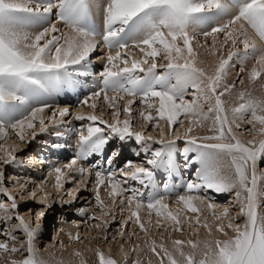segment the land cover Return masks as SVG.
Returning a JSON list of instances; mask_svg holds the SVG:
<instances>
[{"label":"snow or ice","instance_id":"obj_1","mask_svg":"<svg viewBox=\"0 0 264 264\" xmlns=\"http://www.w3.org/2000/svg\"><path fill=\"white\" fill-rule=\"evenodd\" d=\"M99 8L101 23L97 24L90 0H0V139L6 140L11 131L21 143H31L38 132L48 131L49 124L63 123L69 108L54 109L46 124L38 114L51 105H31L42 96L76 88L80 77L92 75L94 60L99 61L97 90L81 101L93 111L74 117L88 122L75 130L78 150L68 163L52 169L57 189L72 182L69 172L82 178L75 191L67 193L71 199L63 203L71 204L81 186L87 189V177L94 174L95 200L102 215L93 213L89 217L99 221L91 227L107 232L110 222L105 216L117 218L111 210L105 211L101 186H106L113 204L120 198V214L127 213L113 240L124 236L130 222L145 237L151 234L153 225L170 235L182 233L193 222L194 235L201 226L207 230L206 239L174 238L171 247L163 242V235L160 242L146 239L147 250L158 264H264V213L260 211L264 175H258L259 163L264 160V84L257 95L255 90L236 91V82L226 83L233 61L244 73L249 59L256 58L259 68L253 66L248 74L253 84L264 75V0H102ZM57 24L68 31H61ZM98 49L104 54L94 57ZM199 49L210 57L218 56L214 67L210 69L209 62L200 59ZM237 82L243 85L244 79L238 77ZM234 92L235 102L229 106L226 97ZM100 97L112 110L111 122L95 114L98 105L94 100ZM137 101L140 107L133 108ZM134 113H138L139 129ZM147 124L153 126L157 136L146 134ZM245 124L250 125V135L255 132L246 141L236 132ZM179 128L184 131L179 132ZM198 129H206L207 134H197ZM180 140L184 141L182 151L177 147ZM128 142L139 146L133 155L143 154L141 162L126 159L118 169H104L98 163L84 167L80 163L103 155L112 143L119 148ZM17 150L15 145L9 149L0 144V165L22 164ZM178 151L183 167L193 173L184 185V194L175 200L183 207L171 210L165 196L158 192L155 177L157 170L174 174L179 167ZM106 163L111 165V156ZM130 181L140 187H126ZM163 188L165 192L172 190L167 183ZM0 193L8 200H0V220L7 224L15 218L18 223L11 228L26 237L17 246L13 231L0 229V236L6 237L0 240V253L23 256L10 259V264H50L35 246L39 223L32 227L20 214L17 197L5 184L3 167ZM212 194H231L238 212L215 203ZM30 195L35 199L37 194L33 191ZM46 197L45 193L40 202L48 208L51 204ZM201 205L210 210L212 222L207 217L202 219ZM144 210L146 221L141 215ZM79 211L83 214L86 210ZM153 213L157 217L154 221ZM45 214L40 211L37 221ZM239 217H244L243 226L233 223ZM213 225L223 239L214 236ZM229 230L234 235L230 236ZM70 237L82 241L80 233ZM101 239L107 241L109 237L103 235ZM138 249L139 245L131 251ZM121 251L123 264H129L123 245ZM95 253L99 264H121L101 249ZM74 255L80 257L79 264H87L82 252L77 250ZM130 264H141V260L137 257Z\"/></svg>","mask_w":264,"mask_h":264},{"label":"rangeland","instance_id":"obj_2","mask_svg":"<svg viewBox=\"0 0 264 264\" xmlns=\"http://www.w3.org/2000/svg\"><path fill=\"white\" fill-rule=\"evenodd\" d=\"M92 1L95 2L94 0ZM33 2L42 3L44 2V0H33ZM93 2L91 3L94 5ZM98 2H102V1L99 0ZM53 21H55V19H53ZM218 22H223V20ZM57 27L60 28L61 31H64L65 29V27H61L59 24H57ZM31 30L35 31L36 29H31ZM219 39H222V36L219 37ZM199 50L201 51L200 53L201 60H207L210 65L209 67L210 69L212 68L211 64H214L215 66L218 56L210 57L207 55L204 49H199ZM100 51L101 50L98 49V51L94 53V57L102 56V54H104L102 51L101 52ZM139 55L140 54L137 53V56ZM224 55L225 56L227 55V50H225ZM233 64L234 66L231 67L229 70L226 83L236 82V91L247 89V85L249 83L253 85V83L250 82L248 78V74L253 66L259 68V65L256 64V58L253 57L249 59L248 63L245 65L244 73L239 72V68H240L239 63L233 61ZM100 69H101L100 62L94 60L93 67L91 69L92 75L86 76L89 77L88 78L89 83L88 85H84V86H88V88L97 87L98 79H99L98 72L100 71ZM238 77H242L244 79L243 85H240L237 82ZM93 84L96 87H94ZM256 84H260V85L264 84V75H262L261 79L256 81ZM84 90L86 91L87 89ZM91 91L93 92L94 90ZM90 95L91 94L87 95L86 93L84 95V99ZM109 95H111V93H109ZM42 97L48 98L49 96L46 95ZM49 99L51 100L50 101L46 100L45 102L44 100H42L39 101L38 103L33 102L31 106L40 107L41 106L40 102L49 103V105H51V107L45 109L43 113L38 114L45 119L46 124L48 123V118L51 117L52 111L54 109L57 108L61 109L63 107H68L70 110V114L66 117H63V121H64L63 123L49 124L47 132L39 133L38 132L39 124L37 120L36 124H37L38 134L36 138L31 141V143H27V144L21 143L20 140L11 131L9 132V136L6 140L0 139V144H3L6 148L11 149V147L14 145L17 146L18 148L15 154L18 156L19 160L22 161V164H13L11 166L0 165V167H3V170L5 172L6 186L9 187L12 194L17 197V201L20 204V208H19L20 214L25 216V219L30 223L32 227H36L37 222L39 223L40 227L36 235L35 246L37 247V249L39 250L42 256H52L58 261H63L64 259H70V256L74 255L75 251L77 250H79L84 254H87L89 252L95 251L96 249H101L102 251H104L106 255L112 256L117 260H120L118 256H121V258H123V253L121 251V245H123V251L128 253V260L130 264L131 260H134L137 257H139L141 261H145L142 260V258L144 257L143 254L146 253L145 251L147 250V245L145 244L146 239L148 241H150L151 239H156L157 242H160L161 235H163L164 237L163 242L167 244L169 247H171V242L172 239L174 238L185 239V240L203 239L204 237L203 234H205V232H203L204 229L202 226L199 228L198 235L193 234V228L196 227L194 222L191 224H187L186 222L187 226L183 229L182 233H172L171 235L169 234V232H165L163 231V229H157L153 225L150 228L151 234L148 237H145L144 233L139 230L138 226H135L130 222L129 226L125 228L124 236L123 237L117 236V238L113 240L112 236H116L117 230L120 226V221L126 218L127 213L125 212L123 215L120 214V208L123 207L119 203L120 198L117 197V203L113 204L111 198H109L108 196V189L106 188V186L100 187V196L107 205L105 211L111 210V212L114 213L117 218L116 220H113L112 215L105 216V219L109 220L110 222L107 228V232H105L103 228L99 230L92 228L91 225L94 223H98L99 221H93L89 219V217L93 213H95L98 216L102 215V212L98 208L95 200L94 174L93 176L87 177L85 181L88 184L87 189H84L83 186H81V191L79 193H76V199L71 204L63 203V201H67L71 199V197H69L67 193L69 191L74 192L75 188L77 187V182L80 181L82 178L79 176V174L75 172H69L68 175L74 178L72 182L71 183L65 182L64 188L57 189L55 187V174L51 172L52 174L50 175V171H49L50 167H48V169L45 170V173H42L43 169L42 168L39 169L41 162L39 163V161L36 159V155H38L39 152L50 153L52 149H56V150L62 149V150H66V152L71 151L73 154H75L76 151L78 150V140H79V137L75 130L80 128L81 124H86L88 122L76 120L74 118L76 114H74L73 111L76 108L78 109L82 107L83 109L82 111L80 110L81 112L79 111V113H87L90 111L92 112L93 109H91L86 105H81V102L76 104L72 102V99L69 98H67L66 100H59L57 97H53V98L49 97ZM226 99L229 102V106H231L232 103L235 102L234 100L235 92L233 93V95L227 96ZM91 102L92 101H90V103ZM94 102L98 105L97 109L95 110V114L98 116H102L104 119H107L111 122L113 120L112 110L108 107L107 102L103 100V97L95 99ZM123 103H124L123 101L120 102L121 106L123 105ZM138 107H140L139 101H137V103L133 105V108H138ZM24 114L27 115V112H25ZM134 116L136 117L135 127L139 129L140 120L138 118V113H134ZM123 118L124 115L122 114L121 119ZM187 125L188 122L185 121V127H187ZM249 127L250 125L245 124L243 128L236 130L237 135L240 136L242 140L246 141L248 139H251V135H255V132H253L251 135L248 133L247 129ZM165 130L167 131V128ZM145 131L146 134H151L153 136L158 135V132L153 129V126L151 124H147L145 126ZM178 131L182 133L184 129L179 128ZM57 133H59L60 135H57ZM197 134H207V133L205 129H198ZM59 144L61 145L60 147L54 146ZM122 146L123 147H119V148H117V145L109 146L110 150L107 147L109 150L108 157L109 156L112 157V163L111 165L105 163L104 166L106 169H108L110 166H113V164H115V167H113L112 169H118L123 165V161L126 159H132L138 163L142 161L143 154L141 155V157H135L133 155L134 151L138 150L139 146L137 144H135L134 142H128L126 145H122ZM177 147L179 150L182 151L184 147V141L183 140L177 141ZM114 148L116 149L115 153L113 152ZM127 148H129L128 149L129 153H126V155L127 154L128 155L124 156V159H122L120 157L121 156L120 154L121 152L123 153L124 151H127ZM181 151H178L177 153V161L179 167L177 168V170L174 172L173 175L169 176L164 170L156 171L155 179L158 185V192L161 195H164L165 199L166 198L168 199L169 196V199L168 200L166 199V202L169 203L171 210H176L178 205V204L176 205L175 202L172 201V198L176 200L177 195L184 194V185L188 179L192 178V173H193L192 169H185L183 167L184 161L181 155ZM0 155H3V152H0ZM71 157L72 156H69V154L68 155L66 154L63 160L60 159L57 161V163L55 164L53 163V164L54 166L64 165L69 162ZM45 160H46V164L51 162V160L49 159H45ZM80 163L84 167H89L83 161H80ZM116 164L118 165L116 166ZM258 175H264V160H262L259 163ZM167 178L168 180H170L171 183L170 188L174 187L171 188L172 190L169 192H165L163 188V185L168 181ZM170 183L167 184L170 185ZM37 185H39L40 187H37ZM125 186L140 187L138 183L131 181L129 182V185H125ZM33 191H35L37 194L35 199H33L30 195V193ZM147 191L148 189H145L146 193ZM45 193L47 194L46 197L47 202L51 204V207L48 208L45 207L44 203L40 202L41 197ZM212 195L215 203L220 205H227L231 207L233 213L238 212V208L235 207L233 204L234 197L231 194H223V195L212 194ZM0 200H4L5 202H8L7 197L4 196L2 193H0ZM181 206L183 207L182 204L178 205L179 208H181ZM80 209H85L86 211L83 214H81V212L79 211ZM40 211H44L46 214L45 216L40 217L39 220L37 221V215ZM260 211L264 213V200L261 201ZM141 215L142 218L146 221L148 218L147 211L146 210L142 211ZM187 215L194 216L195 214L188 212ZM204 217H207L209 222L213 221L210 210L207 213L202 212V219ZM156 218L157 217L153 213L152 216L153 221ZM244 222H245L244 217H239L238 219L233 220L234 224H240L241 226H243ZM16 223H18V221L15 218L8 221L7 224H5L3 220H0V229L7 227L8 230L13 231V235L17 237V246H19L18 242L24 241L26 237L24 236L22 231L13 230L11 228V225ZM67 229H70L71 236L72 235L74 236L76 233H80L82 241H76L71 239L70 236H67L66 235ZM132 233H135V235H133ZM103 235H108L109 239L107 241L102 240L101 236ZM5 238L6 237L4 236H0V240H3ZM137 245H139V249L137 250V252H132L131 251L132 248ZM24 255H27V253L25 252ZM12 258L22 259L23 256H21L20 253H17L14 256L9 257L7 253H0V261L5 262L6 260L8 259L10 260Z\"/></svg>","mask_w":264,"mask_h":264},{"label":"bare ground","instance_id":"obj_3","mask_svg":"<svg viewBox=\"0 0 264 264\" xmlns=\"http://www.w3.org/2000/svg\"><path fill=\"white\" fill-rule=\"evenodd\" d=\"M95 2H93L92 0H91V2H93L94 3V5L92 4V14H93V16H95V18L98 20V21H100L101 22V16H100V9H99V5L102 3V2H98L99 0H94ZM102 1V0H101ZM64 31H68V29H64ZM102 51V50H101ZM100 51V52H101ZM103 52V51H102ZM199 52L201 53V51L199 50ZM103 55V54H102ZM201 57V56H200ZM201 59V58H200ZM209 67H210V65H209ZM211 67H214V64H211ZM94 85V84H93ZM246 85V84H245ZM94 87H96L95 85H94ZM88 88V87H87ZM90 90L92 89V90H97V87L96 88H92V87H90L89 88ZM240 89V88H239ZM247 90H255V93L257 94V95H259V94H261V85L260 84H256V82H255V84H248L247 85ZM238 91V90H237ZM87 93H89V92H87ZM50 98H53V97H56L55 96V92H53V93H51L50 95H48ZM58 98V97H57ZM51 99H49V100H47V101H50ZM235 100V99H234ZM46 100H44V102H45ZM72 102H74V103H79V102H81V101H74V100H72ZM38 103V102H37ZM41 103V102H40ZM43 103V102H42ZM63 108H65V107H63ZM68 108V107H67ZM62 109V108H61ZM82 107L81 108H76L74 111H73V113L74 114H78L79 113V111L81 110L82 111ZM80 111V112H81ZM91 112V111H90ZM87 113H89V112H87ZM206 130V129H205ZM200 133H201V131H200ZM203 133H204V130H203ZM121 147H123V146H121ZM107 149V148H106ZM121 150V149H120ZM123 150V149H122ZM130 156V155H129ZM36 160V159H35ZM46 161V160H45ZM40 162H42V161H40ZM39 162V163H40ZM49 162V161H48ZM39 163H37V164H39ZM46 163V162H45ZM51 163V164H50ZM50 163H47V167H50V169H49V171H50V173L52 172V169H53V162L51 161ZM51 165V166H50ZM48 169V168H47ZM50 177V176H49ZM165 177V176H164ZM167 177V176H166ZM156 178V177H155ZM170 179H171V177H170ZM167 180H168V178H167ZM167 183H170V180H168L167 181ZM182 183V182H181ZM169 186H171V183H170V185ZM183 187V186H182ZM171 188H174V187H171ZM176 188V187H175ZM215 195V194H214ZM167 199V198H166ZM168 199H169V196H168ZM167 199V200H168ZM172 201H174L175 202V199H173L172 198ZM176 204V203H175ZM177 205V204H176ZM175 206V205H174ZM182 207V206H181ZM174 208V207H173ZM177 208H179L178 207V205H177ZM201 208L203 209V213H207L209 210L208 209H206V208H203L202 207V205H201ZM204 215V214H203ZM206 215V214H205ZM213 228H214V232H213V234H214V236H216V237H219V238H221V239H223L224 237L220 234V233H218V232H215V226H213ZM204 229V231L203 232H205V234H203L204 235V237H203V239H206V238H208V236H207V230L205 229V228H203ZM66 231V230H65ZM66 235L67 236H70V229H67V231H66ZM229 235L231 236V235H234V233L232 232V231H229ZM73 236V235H72ZM202 239V240H203ZM143 250H144V248H143ZM85 252V251H84ZM146 253H144L143 254V258H142V260H145V261H141V264H148V261L149 260H151V262H152V264H158V259L153 255V254H151L148 250H146L145 251ZM84 254V253H83ZM45 259H47V260H49L50 261V264H79V260H80V257H76L75 255H72V256H70V259H64L63 261H58V260H56L55 258H53L52 256H43ZM119 258H120V261H121V264H123V258H121V256H118ZM83 258H84V260H86L87 261V264H99V261H98V257H97V255H96V253H95V251H92V252H89V253H87V254H84L83 255ZM145 258V259H144ZM147 259V260H146ZM141 260V259H140ZM157 260V261H156ZM132 261V260H131ZM5 262H7V263H5ZM5 262H3V261H0V264H10V260L8 259V260H6Z\"/></svg>","mask_w":264,"mask_h":264}]
</instances>
